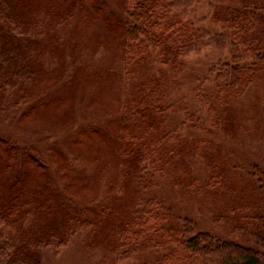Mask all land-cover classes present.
I'll use <instances>...</instances> for the list:
<instances>
[{"label":"trees","instance_id":"1","mask_svg":"<svg viewBox=\"0 0 264 264\" xmlns=\"http://www.w3.org/2000/svg\"><path fill=\"white\" fill-rule=\"evenodd\" d=\"M113 1L123 14L111 12L104 0H0V125L14 122L26 137L32 130L24 125L34 120V134L45 135L50 143L54 136L50 130L71 128L72 114L64 116L77 105V94L82 92L83 102V91L103 83V70L96 62L74 66L80 57H74L79 52V31L93 32L99 24L120 42L126 77L139 65L147 71L153 59L178 68L208 49L223 56L206 76L192 79L198 105L209 119L215 112L213 99L219 98L227 108L264 79V0H208L212 6L208 15L195 19L199 0ZM207 19L216 31L198 25ZM71 67V77L65 80ZM147 72L145 82L134 88L123 86L125 78L119 82L115 89L123 90L122 97L113 93L116 77L105 81L85 107L98 117L114 119L104 126L79 128L70 138L84 157L97 158L103 148L108 149L105 158H113L120 178L146 190L129 205L122 202L111 209L96 201L85 204L90 184L72 167L79 165L74 159L68 160L60 150L44 159L46 153L25 146L23 139L16 141L14 135L3 136L10 131L0 128V264H43L44 249L59 254L77 232H97L101 227L105 235L100 240L112 253L113 264H264L260 211L264 208H256L244 216L246 223L234 228L255 244L248 247L208 232L196 233L188 218L174 228L172 210L149 194L157 176H170L172 156L183 157L192 119L186 113L180 125L170 127L175 107L168 88L172 80L159 70ZM58 84L64 94L48 96ZM184 85L188 86L186 81ZM103 99L104 110H97ZM208 121L214 128V121ZM251 166V176H264L257 165ZM222 175L183 185L189 188L187 194L219 191ZM234 209L250 213L249 206Z\"/></svg>","mask_w":264,"mask_h":264},{"label":"rangeland","instance_id":"2","mask_svg":"<svg viewBox=\"0 0 264 264\" xmlns=\"http://www.w3.org/2000/svg\"><path fill=\"white\" fill-rule=\"evenodd\" d=\"M104 1L108 2L111 12L113 10L116 14H123L113 0ZM210 6L208 0H199L192 18L207 16L212 8ZM80 19L83 18L80 17ZM198 25L211 31L217 30L209 19ZM79 33L77 37L80 40L79 52L74 57H80L74 66L80 63L94 66L96 62V65L103 70L101 77L103 83L110 77H116L112 84L113 93L121 97L123 90L115 89V87L119 82L123 84L124 78L126 81L124 80L123 86L134 88V84L137 86L145 82L147 75L150 74L147 71H162L163 76H167V80H172V85L168 88L174 93L172 100L175 102V107L170 113V127L180 125L186 113L188 118L192 119V127L188 126L190 129L188 131L192 134L183 157L172 156L174 162L168 170L170 176L166 178L157 176L155 184L149 187V194L160 197L172 210L173 227H180L182 219L188 218L194 222L196 233L204 231L221 240L255 247L253 241L235 231L234 228L246 223L247 219L244 216H251L256 208H264V176L254 177L249 174V171L253 169L252 164L264 171V79L261 83L249 86L239 99L233 100L227 108L219 103V98L213 99L212 105L215 112L210 119L214 121V128H210L205 123L210 119L201 110L200 104L198 105L196 86L192 83V79L206 76L212 65L223 58L219 53L211 49L205 50L192 56L178 68H168L166 64L162 65L153 59L147 71L139 65L129 70L130 77H126L127 68L122 58V47L120 42L110 35L111 32L106 31L99 24L93 32L84 28ZM97 34H100V37H97ZM96 39H98L97 43ZM69 56H71L70 52ZM72 67L69 68L65 80L71 77ZM185 81L188 86L184 85ZM66 82L68 81H65V84ZM103 83L95 90L83 91L85 95L83 102L79 99L82 97V92L77 94V105L73 106L72 111L68 110L66 113L68 115L64 116L68 119L69 114H72L69 120L74 122L73 125L67 130L61 128L50 130L54 135L51 138L52 143L44 139L45 135L34 134L33 130H37L34 129V120L24 125L25 128L32 130V134L26 133V137H22V132L18 130V125L14 122L0 125V128L10 131L7 135L2 133L3 136L9 138L10 135H14L16 141L22 143L23 139L22 144L25 146L38 148L46 153L42 155L44 159H50L51 155L59 150L65 153L68 160L74 159L79 165L72 164V167L78 170L82 179L90 184V194L85 199V204L96 201L101 206L107 204L114 209L122 202L128 205L135 202L134 200L146 195V190L143 192L142 188L131 183L127 177L120 178L116 162L113 158H105L108 149L103 148L97 158L84 157L82 151L70 142L73 132L79 128L85 130L89 127L104 126L114 119L110 115L98 117L94 113L95 110H88L85 107L86 103L90 104L89 101L100 90ZM214 84L211 82V85ZM208 88V91H212L211 86ZM47 93L48 96L52 93L64 94L63 85L58 84ZM105 101L103 99V105L100 104L95 108L104 110ZM195 124L198 125L195 126ZM51 149L55 150L49 152ZM241 168L246 170L245 174L241 172ZM219 173L223 174L224 182L219 191L187 194L186 191L189 188L183 184H188L196 178L206 182ZM257 178L262 181L257 182ZM259 186H262L263 191L259 190ZM238 205L249 206L250 213L248 211L234 212L233 209H237ZM260 211L264 212V209ZM221 216L223 218H220ZM104 235L102 227L97 232L91 233L81 230L70 239L71 241L59 254H54L50 249H44L43 264H113L112 253L107 250L108 247L104 241L100 240V236Z\"/></svg>","mask_w":264,"mask_h":264}]
</instances>
